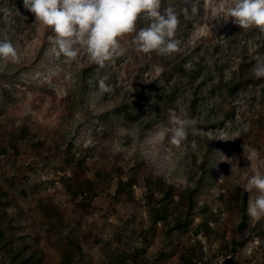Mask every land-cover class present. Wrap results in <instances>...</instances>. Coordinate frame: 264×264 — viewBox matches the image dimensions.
<instances>
[{
	"label": "rangeland",
	"instance_id": "rangeland-1",
	"mask_svg": "<svg viewBox=\"0 0 264 264\" xmlns=\"http://www.w3.org/2000/svg\"><path fill=\"white\" fill-rule=\"evenodd\" d=\"M173 1L179 11L192 0H162L161 11ZM192 3L179 52L138 54L126 37L125 55L99 68L84 50L65 63L23 0H0L11 10L0 40L21 56L0 69V228L10 239L0 264L34 254L29 264H264V218L247 214L257 193L246 190L264 173V81L253 73L264 33L214 20L224 0ZM195 63L198 77L187 72ZM105 76L112 92L101 94ZM169 109L199 120L179 147Z\"/></svg>",
	"mask_w": 264,
	"mask_h": 264
},
{
	"label": "clouds",
	"instance_id": "clouds-1",
	"mask_svg": "<svg viewBox=\"0 0 264 264\" xmlns=\"http://www.w3.org/2000/svg\"><path fill=\"white\" fill-rule=\"evenodd\" d=\"M161 3L162 0H23V7L34 15L35 22L51 29L54 51L64 57L65 63L76 61L84 50L90 61L104 68L107 62L125 55L127 48L121 41L126 37H131L130 43L138 54L154 52L169 57L180 51L181 41L175 38L179 17L197 14V4L179 11L169 6L162 12ZM224 3L225 8L215 14L214 20L222 19L225 23L231 20L242 29L256 28L264 33V0H224ZM0 11L6 16L11 14L7 8ZM141 18L149 23L137 29ZM20 61L15 45L10 40H0V69L7 62ZM253 73L257 79L264 78V57L257 58ZM107 79L105 76L98 81L101 94L112 92ZM169 120L172 127L167 131L171 143L177 147L190 133L197 135L201 131L196 127L199 120L186 113L169 109ZM246 190L257 193L254 199H249L247 214L255 220L264 218V173L251 174Z\"/></svg>",
	"mask_w": 264,
	"mask_h": 264
},
{
	"label": "trees",
	"instance_id": "trees-1",
	"mask_svg": "<svg viewBox=\"0 0 264 264\" xmlns=\"http://www.w3.org/2000/svg\"><path fill=\"white\" fill-rule=\"evenodd\" d=\"M192 1H194V0H192ZM192 1L191 2H188V4L186 3L185 5H187L186 7H189L190 8V6H191V4H192ZM201 1H203V0H201ZM177 3L176 2H174L173 1V3L172 4H168V6L167 7H169V6H172V7H174L175 5H176ZM174 5V6H173ZM184 4H182V6H183ZM8 16V15H7ZM6 18V15L2 12V11H0V21H3L4 19ZM181 64H182V68L184 67L183 65V63H184V61H182L181 60V62H180ZM196 64V63H195ZM197 66H195V65H193V66H191V68H188L187 69V72H190V75L191 76H193V77H198L199 75H201V73H204V69H203V66H200V64H196ZM264 81V78H261L260 80H259V83H261V82H263ZM236 88V87H235ZM235 90V89H234ZM128 106H122L121 108H119V110H121V109H125L126 110V113H127V115H129L132 119H136V116L138 115V114H132L130 111H129V109L127 108ZM168 194H170V191L168 192ZM1 203V202H0ZM243 213H244V215H246V213H245V210L243 209ZM243 215V216H244ZM245 223H246V220L244 219L243 220V223L241 224V227L243 228L244 226H245ZM185 224V223H184ZM180 225H182V223H179V225H178V227H180ZM186 225H187V222H186ZM177 227V226H176ZM3 233H4V228H0V249L1 250H8L9 251V246H10V239H3ZM19 253H15L14 254V260L16 259V258H18L19 257ZM35 257V254L34 255H29V256H25V257H22L21 258V261H20V263L19 264H29V263H31L32 262V259ZM14 263H15V261H14Z\"/></svg>",
	"mask_w": 264,
	"mask_h": 264
}]
</instances>
